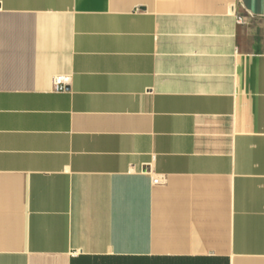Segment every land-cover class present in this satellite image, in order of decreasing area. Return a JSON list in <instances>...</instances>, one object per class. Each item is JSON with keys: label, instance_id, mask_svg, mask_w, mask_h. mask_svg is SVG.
<instances>
[{"label": "crops", "instance_id": "obj_1", "mask_svg": "<svg viewBox=\"0 0 264 264\" xmlns=\"http://www.w3.org/2000/svg\"><path fill=\"white\" fill-rule=\"evenodd\" d=\"M0 264H264V0H0Z\"/></svg>", "mask_w": 264, "mask_h": 264}, {"label": "built area", "instance_id": "obj_2", "mask_svg": "<svg viewBox=\"0 0 264 264\" xmlns=\"http://www.w3.org/2000/svg\"><path fill=\"white\" fill-rule=\"evenodd\" d=\"M243 19L241 17H238V22H242ZM52 84H53V87L55 90L57 91H62L65 89L66 85H67V79L65 77H62V76H57V77H54L52 79ZM158 179L155 178L152 180L153 183H158Z\"/></svg>", "mask_w": 264, "mask_h": 264}]
</instances>
